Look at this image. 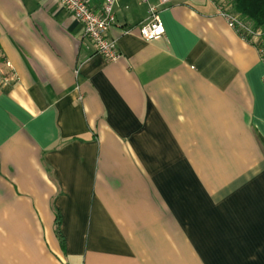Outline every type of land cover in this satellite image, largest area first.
<instances>
[{"label": "crops", "instance_id": "0c3cea01", "mask_svg": "<svg viewBox=\"0 0 264 264\" xmlns=\"http://www.w3.org/2000/svg\"><path fill=\"white\" fill-rule=\"evenodd\" d=\"M223 12L120 0L109 62L57 0H0V264H264V49Z\"/></svg>", "mask_w": 264, "mask_h": 264}, {"label": "built area", "instance_id": "2783aa9c", "mask_svg": "<svg viewBox=\"0 0 264 264\" xmlns=\"http://www.w3.org/2000/svg\"><path fill=\"white\" fill-rule=\"evenodd\" d=\"M61 6L67 9L72 16L80 22L84 27L85 36L95 45L98 54L102 55L107 61H117L121 56L116 48V41L109 39L107 33L115 24V7L120 0H104V4L100 12L94 11L88 0H57ZM147 1V0H143ZM160 5H165L169 0H159ZM223 15L241 34H253L246 25L230 13L223 12ZM135 28L138 29L140 36L148 41L166 38V29L161 20L159 7L151 6L149 9V17L139 23ZM127 29L125 32H132L133 29ZM254 35V34H253ZM257 41V35L253 36ZM7 68H12L9 62L5 63ZM1 76V74H0ZM1 81L6 83L8 77L2 75Z\"/></svg>", "mask_w": 264, "mask_h": 264}, {"label": "trees", "instance_id": "16d2710c", "mask_svg": "<svg viewBox=\"0 0 264 264\" xmlns=\"http://www.w3.org/2000/svg\"><path fill=\"white\" fill-rule=\"evenodd\" d=\"M221 3L224 11H233L248 21L255 30L264 33V0H216ZM230 7V9H228ZM246 37L247 34L245 33ZM249 37V36H248ZM252 41L254 39L250 38ZM255 41V40H254ZM256 44L264 49V35L258 37Z\"/></svg>", "mask_w": 264, "mask_h": 264}, {"label": "rangeland", "instance_id": "374dc122", "mask_svg": "<svg viewBox=\"0 0 264 264\" xmlns=\"http://www.w3.org/2000/svg\"><path fill=\"white\" fill-rule=\"evenodd\" d=\"M228 9H230V7H228ZM233 17L237 18L239 21H241L244 25H246L248 27V29H250L252 31L251 35H248L250 38H254L253 36L257 35V37H261L264 35V33L261 30H255L253 27V24L251 23V21L246 20L245 18H242L240 15L234 13L233 11H228ZM254 41V40H253Z\"/></svg>", "mask_w": 264, "mask_h": 264}]
</instances>
